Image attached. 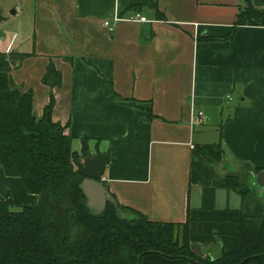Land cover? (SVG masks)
Masks as SVG:
<instances>
[{
    "label": "crops",
    "instance_id": "0c3cea01",
    "mask_svg": "<svg viewBox=\"0 0 264 264\" xmlns=\"http://www.w3.org/2000/svg\"><path fill=\"white\" fill-rule=\"evenodd\" d=\"M154 2L136 10L142 0H0V53L28 55L11 75L33 92L38 118L52 92L53 120L68 125L73 150L87 141L90 156L110 155L102 182L117 204L184 223L200 204L190 186L196 146L221 143L227 174L264 171V26L235 28L247 0ZM251 2L264 10V0ZM133 12L148 22L116 19ZM50 63L62 75L53 90L42 82ZM197 111L209 118L203 125ZM8 195L18 208L38 202L0 169V201ZM242 205L217 195L218 208Z\"/></svg>",
    "mask_w": 264,
    "mask_h": 264
},
{
    "label": "trees",
    "instance_id": "16d2710c",
    "mask_svg": "<svg viewBox=\"0 0 264 264\" xmlns=\"http://www.w3.org/2000/svg\"><path fill=\"white\" fill-rule=\"evenodd\" d=\"M140 6L157 9L154 0L133 8ZM245 25L264 26V10L251 0L239 11L235 28ZM27 56L0 53V169L21 178L38 202L18 208L9 195L0 201V264H264V201L254 186L260 170L245 166L216 177L221 143L193 151L190 186L202 187L201 205L188 207L184 223L154 222L119 204L92 215L76 167L90 156L87 141L80 154L73 150L68 125L53 120L52 92L42 117L35 115L33 92L20 91L11 75ZM42 82L52 90L61 86L53 63ZM219 190L239 196L242 207L218 208ZM219 242L222 257L212 260L206 249Z\"/></svg>",
    "mask_w": 264,
    "mask_h": 264
},
{
    "label": "water",
    "instance_id": "95a60500",
    "mask_svg": "<svg viewBox=\"0 0 264 264\" xmlns=\"http://www.w3.org/2000/svg\"><path fill=\"white\" fill-rule=\"evenodd\" d=\"M19 90L23 91L22 88H19ZM110 159V155L99 153L76 162L77 172L83 177L80 183V189L85 195L86 207L94 216H99L104 213L109 204L114 206L118 205L102 182L105 169L109 165ZM254 186H256L257 196L264 201V171H260L254 175ZM123 219L129 220L132 217L129 214H124ZM215 249L217 251L215 255L209 251L207 254L210 255L212 260H219L223 253V244L219 242Z\"/></svg>",
    "mask_w": 264,
    "mask_h": 264
},
{
    "label": "rangeland",
    "instance_id": "374dc122",
    "mask_svg": "<svg viewBox=\"0 0 264 264\" xmlns=\"http://www.w3.org/2000/svg\"><path fill=\"white\" fill-rule=\"evenodd\" d=\"M80 160H84V158H81ZM213 167H214L213 170L215 172L216 177H219V178L225 177L227 175V171H230L233 169L231 167V162L227 159L225 154L222 155V157H220L216 162H214ZM195 187H197L196 188L197 189V196H198L199 202H200V204L195 207V208H197L201 205L202 187L200 185H195ZM223 192L231 193V192H228L226 190H219L217 192L218 198L220 197V194L222 195ZM228 208H230V207H228ZM196 246L198 248V252H201V248L203 246L201 244H198ZM196 251H197V249H196Z\"/></svg>",
    "mask_w": 264,
    "mask_h": 264
},
{
    "label": "built area",
    "instance_id": "2783aa9c",
    "mask_svg": "<svg viewBox=\"0 0 264 264\" xmlns=\"http://www.w3.org/2000/svg\"><path fill=\"white\" fill-rule=\"evenodd\" d=\"M117 21H121V20H127V21H131V22H138V23H147L148 20L146 17L142 16L139 12H133L129 17H124V18H116ZM105 27H107L109 29V31H113L114 27L111 25L110 21H106L104 23ZM195 120L196 123L198 125H203L205 122H207L209 120V118L205 115V113L203 111H197L196 115H195Z\"/></svg>",
    "mask_w": 264,
    "mask_h": 264
}]
</instances>
